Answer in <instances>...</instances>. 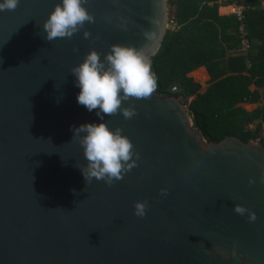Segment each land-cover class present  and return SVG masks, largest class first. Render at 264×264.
<instances>
[{"label":"water","instance_id":"obj_1","mask_svg":"<svg viewBox=\"0 0 264 264\" xmlns=\"http://www.w3.org/2000/svg\"><path fill=\"white\" fill-rule=\"evenodd\" d=\"M57 3L20 0L0 12V264H264V145L207 141L176 95L155 89L122 103L132 118L105 115L139 160L111 186H85L71 128L98 118L77 103L71 67L114 44L151 63L175 26L169 0H85L95 22L49 42L42 23Z\"/></svg>","mask_w":264,"mask_h":264},{"label":"trees","instance_id":"obj_2","mask_svg":"<svg viewBox=\"0 0 264 264\" xmlns=\"http://www.w3.org/2000/svg\"><path fill=\"white\" fill-rule=\"evenodd\" d=\"M236 2L240 1L169 0L175 28L167 30L150 68L156 90L162 96L183 97L194 126L207 141L236 136L264 145V4L263 0L245 2L246 32L252 41L246 55L234 53L240 44V22L234 15L220 13L221 6ZM203 66L211 76L205 91L190 75ZM173 85L180 90L172 92ZM242 103L260 105L248 111Z\"/></svg>","mask_w":264,"mask_h":264},{"label":"clouds","instance_id":"obj_3","mask_svg":"<svg viewBox=\"0 0 264 264\" xmlns=\"http://www.w3.org/2000/svg\"><path fill=\"white\" fill-rule=\"evenodd\" d=\"M19 2L0 0V12L14 10ZM84 4L85 0H59L42 23L44 38L49 42L57 38L71 39L74 33L84 29L86 22L94 23V16ZM89 35L87 30L83 31L85 38ZM70 73L74 85L79 88L77 103L89 112L94 110L98 118V122H84L71 128L72 139L78 140L86 161L83 167H77L85 186L94 179L111 186L137 166L139 154L130 138L119 128H110L104 116L119 112L125 119L132 118L135 109L122 107V103L130 98H149L156 89L155 76L143 50L121 44L112 45L103 57L95 49L89 50L80 63L71 67ZM261 182H264V176ZM248 183H254L253 178H249ZM161 192L166 194L167 190ZM233 211L241 216L247 214L250 222L256 220L255 212L246 205L234 204ZM133 212L143 218L147 201H135Z\"/></svg>","mask_w":264,"mask_h":264},{"label":"built area","instance_id":"obj_4","mask_svg":"<svg viewBox=\"0 0 264 264\" xmlns=\"http://www.w3.org/2000/svg\"><path fill=\"white\" fill-rule=\"evenodd\" d=\"M240 2H236L233 4H229L226 6H223V8L228 9L227 12L224 15H234L236 16L237 20L240 22L237 33L240 37V44L239 47L235 49L234 53L236 54H248V52L252 49V41L250 38H248V34L246 32V24H245V11L248 9V5L245 3L249 0H239ZM264 4V0H263ZM171 22H173L171 20ZM251 63L248 62V66H250ZM180 88L178 85H173L171 87L172 92L179 91ZM183 101V97H179ZM264 125V123H263Z\"/></svg>","mask_w":264,"mask_h":264},{"label":"crops","instance_id":"obj_5","mask_svg":"<svg viewBox=\"0 0 264 264\" xmlns=\"http://www.w3.org/2000/svg\"><path fill=\"white\" fill-rule=\"evenodd\" d=\"M220 8H223V6H221ZM194 73L196 74L197 78L195 77ZM190 75L193 78L198 79L197 81L200 82L203 86V91H205L206 88L209 86L211 76L205 66L198 68L197 70L193 71ZM252 88H255V86H252ZM241 105L248 111H253L260 105V103H242Z\"/></svg>","mask_w":264,"mask_h":264},{"label":"rangeland","instance_id":"obj_6","mask_svg":"<svg viewBox=\"0 0 264 264\" xmlns=\"http://www.w3.org/2000/svg\"><path fill=\"white\" fill-rule=\"evenodd\" d=\"M227 10H228V9L220 8V13L225 14V13L227 12ZM168 23H169L170 26H171L172 22H171V18H170V16H169V21H168ZM194 79H195L196 81L198 80V79H196V78H194ZM263 127H264V125H263ZM262 136L264 137V130H263Z\"/></svg>","mask_w":264,"mask_h":264}]
</instances>
